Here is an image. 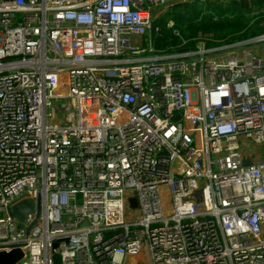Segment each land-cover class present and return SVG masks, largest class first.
I'll list each match as a JSON object with an SVG mask.
<instances>
[{
  "label": "built area",
  "instance_id": "obj_1",
  "mask_svg": "<svg viewBox=\"0 0 264 264\" xmlns=\"http://www.w3.org/2000/svg\"><path fill=\"white\" fill-rule=\"evenodd\" d=\"M176 1L206 0H0L14 264H264V10L233 40L169 18L170 43L152 9Z\"/></svg>",
  "mask_w": 264,
  "mask_h": 264
},
{
  "label": "trees",
  "instance_id": "obj_2",
  "mask_svg": "<svg viewBox=\"0 0 264 264\" xmlns=\"http://www.w3.org/2000/svg\"><path fill=\"white\" fill-rule=\"evenodd\" d=\"M262 10L264 0H206L174 4L168 13L173 15L170 19H174L175 26L179 27L178 24L186 23L187 32L180 30L186 39L200 32L210 33L216 39L233 40L247 35L241 32L249 22V14ZM261 19L264 17L255 20L254 28H257V23ZM159 23L162 25L161 21ZM250 33H253V30Z\"/></svg>",
  "mask_w": 264,
  "mask_h": 264
},
{
  "label": "water",
  "instance_id": "obj_3",
  "mask_svg": "<svg viewBox=\"0 0 264 264\" xmlns=\"http://www.w3.org/2000/svg\"><path fill=\"white\" fill-rule=\"evenodd\" d=\"M177 117V116H176ZM175 117V118H176ZM131 207H135L136 201L134 198L129 199ZM36 208V217L39 213V204H34L29 200H22L10 207V214L17 220V228H22V223L24 222L26 215L31 213ZM36 219V218H35ZM35 219L31 225L35 222ZM30 228V226H29ZM29 228H27L26 233ZM22 256V251L18 246L12 247L8 251H0V264H14Z\"/></svg>",
  "mask_w": 264,
  "mask_h": 264
},
{
  "label": "rangeland",
  "instance_id": "obj_4",
  "mask_svg": "<svg viewBox=\"0 0 264 264\" xmlns=\"http://www.w3.org/2000/svg\"><path fill=\"white\" fill-rule=\"evenodd\" d=\"M227 1V0H226ZM180 2H178V1H176V2H174V3H168V4H165L164 6H156V7H154L153 9H152V14H153V16L157 19V22L159 23V21H161L162 22V27H163V30H164V35H165V39H164V41H169L170 43H177L178 41H179V39L177 38V37H174V35L173 34H171V29H166V27H165V23H166V21L169 19V18H172L173 17V15H170V13H168L169 12V10H170V8L174 5V4H179ZM182 11V10H181ZM159 20V21H158ZM173 21H174V19H173ZM260 22L262 23V24H264V19H261L260 20ZM259 22V23H260ZM174 23H175V21H174ZM258 23V24H259ZM179 25V27H177V25L175 26V29L177 30V31H179L180 32V30L182 29V30H184V31H186L187 32V28H185L186 27V23H180V24H178ZM199 33H196V36L198 35ZM180 35L182 36V37H184L182 34H181V32H180ZM195 36V35H194ZM132 41H134V43L135 44H138L139 42H138V40H137V38L136 37H133L132 38ZM245 143H247V141L246 140H244L243 142H241V149L244 151L245 150V148H247L246 150H248V149H250L251 147H246V144ZM255 151H259V149H255ZM168 207H169V204H167V206L164 208L165 210H167L168 209ZM128 211H129V214L127 215V217L128 218H130V217H134L135 215L133 214V211L132 210H130V209H128Z\"/></svg>",
  "mask_w": 264,
  "mask_h": 264
},
{
  "label": "crops",
  "instance_id": "obj_5",
  "mask_svg": "<svg viewBox=\"0 0 264 264\" xmlns=\"http://www.w3.org/2000/svg\"><path fill=\"white\" fill-rule=\"evenodd\" d=\"M244 152H245V150L244 151L242 150V153H243L244 157L250 159V157L246 154V152L245 153ZM260 158H261V155H258L257 157H255L256 160H258Z\"/></svg>",
  "mask_w": 264,
  "mask_h": 264
},
{
  "label": "bare ground",
  "instance_id": "obj_6",
  "mask_svg": "<svg viewBox=\"0 0 264 264\" xmlns=\"http://www.w3.org/2000/svg\"><path fill=\"white\" fill-rule=\"evenodd\" d=\"M249 147V146H248ZM257 149H259V151L261 150V147L259 146V147H257Z\"/></svg>",
  "mask_w": 264,
  "mask_h": 264
}]
</instances>
